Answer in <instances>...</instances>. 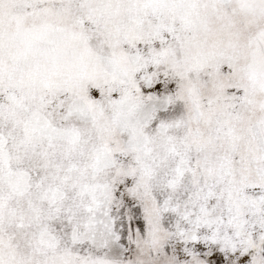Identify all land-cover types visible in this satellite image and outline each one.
Segmentation results:
<instances>
[{"label": "snow or ice", "instance_id": "snow-or-ice-1", "mask_svg": "<svg viewBox=\"0 0 264 264\" xmlns=\"http://www.w3.org/2000/svg\"><path fill=\"white\" fill-rule=\"evenodd\" d=\"M0 264H264V0H0Z\"/></svg>", "mask_w": 264, "mask_h": 264}]
</instances>
